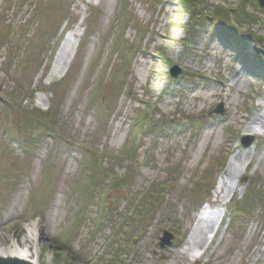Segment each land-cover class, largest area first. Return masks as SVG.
<instances>
[{"label": "rangeland", "instance_id": "1", "mask_svg": "<svg viewBox=\"0 0 264 264\" xmlns=\"http://www.w3.org/2000/svg\"><path fill=\"white\" fill-rule=\"evenodd\" d=\"M183 1L0 0V240L27 243L34 224L40 264H264V199L248 221L234 210L242 178L264 195V8ZM67 37L77 48L64 75ZM227 166L228 215L192 262L186 238Z\"/></svg>", "mask_w": 264, "mask_h": 264}, {"label": "bare ground", "instance_id": "2", "mask_svg": "<svg viewBox=\"0 0 264 264\" xmlns=\"http://www.w3.org/2000/svg\"><path fill=\"white\" fill-rule=\"evenodd\" d=\"M69 37L65 38L56 53L55 66H62L61 73L65 75L68 72L71 63L75 57L77 40L73 41V45H69ZM69 51V52H68ZM64 59V60H63ZM63 60V61H62ZM62 61V62H61ZM262 119H258L253 125H250L246 128L245 134L253 137L261 135L260 132L256 129L257 125L261 123ZM228 166L225 168L222 177L219 179L216 189L213 192V202L215 206L207 207L202 210L200 217L196 221L195 230L203 223H213L211 228H209L208 233L205 236V241L200 245V243H195L192 241L195 232L186 243V246L182 252V255L188 258L191 257V261L199 260L204 257L203 252L207 250L208 238H212L217 224L223 219L225 215L224 204L227 201L226 196V178L228 175ZM37 227L33 225L27 226V236L25 243L23 240L13 239L11 242H5V239L0 240V258L2 259H19L25 262L34 261L37 264H40V252L41 247L38 245L39 234ZM33 264V263H30Z\"/></svg>", "mask_w": 264, "mask_h": 264}, {"label": "trees", "instance_id": "3", "mask_svg": "<svg viewBox=\"0 0 264 264\" xmlns=\"http://www.w3.org/2000/svg\"><path fill=\"white\" fill-rule=\"evenodd\" d=\"M183 2H188V3H191V0H184ZM188 5V4H187ZM239 10V9H238ZM228 12H231L230 10ZM224 13H225V9L223 8V6H221L219 9L217 8L216 11L214 12V14L218 17H221L223 18L224 17ZM129 18L124 22L125 24H128L132 21V17H131V13L129 12ZM239 18H238V21L240 22H244L246 24H249L251 25L252 24V21L250 20V14L249 13H244V12H240L239 13ZM212 17H215L212 15ZM216 18V17H215ZM227 18V17H225ZM227 36L225 38V35L223 34L222 35V38L223 39H226L227 42L229 37H232L233 39H235L237 37V35H234L230 32H227ZM235 36V38H234ZM241 40L239 39V42ZM238 46V45H237ZM239 49H242V45L239 44ZM261 52H258L257 53V58L259 59L258 63L260 64V66H254L255 70L259 71V72H264V51L263 50H260ZM246 60V58H245ZM96 158V156H94ZM93 161V165H91L90 169H89V175L92 177V178H96V170H95V167H94V161L95 160H92ZM254 180H249V182H245L244 178L242 179V181H240V185L241 187H246L245 189L247 191V193L245 194V197L243 196L240 200H237L238 199V195L235 196V209L232 207L231 210H235L237 211L238 213L242 214L243 218H245V221H248L250 218H251V215L254 214L256 212V210H253V203L256 201V200H262L264 199V195H262V192H259V190L257 191L256 188H255V182H253ZM257 196V197H256ZM256 197V198H255ZM252 211V212H251Z\"/></svg>", "mask_w": 264, "mask_h": 264}, {"label": "water", "instance_id": "4", "mask_svg": "<svg viewBox=\"0 0 264 264\" xmlns=\"http://www.w3.org/2000/svg\"><path fill=\"white\" fill-rule=\"evenodd\" d=\"M258 4L261 8H264V0H258ZM181 74V69L178 66H174L170 70V75L172 78H177ZM214 113L216 114H223L222 106H218ZM252 141L251 137H246L242 139V144L245 148H248L250 146V143ZM173 236L169 233H165L164 237L161 238L160 246L161 248H164L165 246L171 245V240ZM0 264H30L29 262L21 261L19 259H0Z\"/></svg>", "mask_w": 264, "mask_h": 264}]
</instances>
